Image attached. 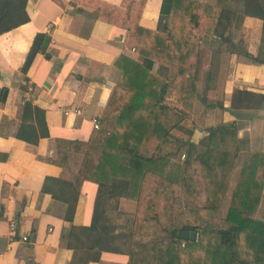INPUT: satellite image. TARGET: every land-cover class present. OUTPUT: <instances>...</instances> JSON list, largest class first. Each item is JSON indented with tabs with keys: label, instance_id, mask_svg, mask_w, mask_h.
Segmentation results:
<instances>
[{
	"label": "crops",
	"instance_id": "1",
	"mask_svg": "<svg viewBox=\"0 0 264 264\" xmlns=\"http://www.w3.org/2000/svg\"><path fill=\"white\" fill-rule=\"evenodd\" d=\"M84 1L27 0L28 22L0 35V264L77 263L78 256L67 248L68 234L73 226H89L97 185L85 180L80 183L72 221L65 222V205L41 188L45 178L74 181L81 157L69 153L62 167L48 163L46 160H56L55 140L84 143L96 131L92 120L99 125L121 78L114 67L118 57L145 66L162 79L167 77V67L139 57L129 47L126 28L99 21V12L82 5ZM92 1L116 7L122 21L126 2L138 0ZM161 1L145 0L137 20L139 28L156 30ZM192 1L197 8L188 31L198 43L193 103L168 135L198 144L215 125L233 123L237 163L220 218L225 217L246 154L256 153L261 169L258 181L262 180L253 218L264 229V62L251 60L261 45L260 8L264 0ZM39 34L48 37V43L23 74L25 56ZM176 99L173 94L164 103L179 109ZM25 101L43 111L47 127L48 137L34 145L15 139ZM68 109H77L79 114L63 115L61 111ZM136 210V200L122 196L117 198L115 209H105L117 227L114 234L123 231L125 221L131 232L135 230ZM10 222L15 225L11 239ZM24 235L25 243L19 241ZM196 238L195 234L194 241ZM127 262L124 252H101L97 262L87 264Z\"/></svg>",
	"mask_w": 264,
	"mask_h": 264
},
{
	"label": "trees",
	"instance_id": "2",
	"mask_svg": "<svg viewBox=\"0 0 264 264\" xmlns=\"http://www.w3.org/2000/svg\"><path fill=\"white\" fill-rule=\"evenodd\" d=\"M85 1L82 5L99 12V21L129 31L128 45L139 57L167 67L168 73L162 79L145 66L118 57L114 67L121 78L98 129L84 143L55 140L56 160H46L48 163L62 167L69 153L81 157L74 181L45 178L41 188L65 205V222L72 221L80 183L85 180L97 185L89 226H73L68 234L67 248L78 256L76 264L97 262L101 252H124L127 264H264V229L253 218L262 180L258 181L259 155L246 154L225 217L220 218L237 163L234 124L215 125L198 144L168 135L193 103L198 43L188 28L197 5L192 0H162L157 28L150 32L137 26L145 0L127 1L122 21L116 7ZM93 2L97 6L90 4ZM26 3L0 0V35L28 22ZM262 6L261 45L251 59L260 64L264 62V3ZM43 39L40 34L34 37L21 73L43 52ZM173 94L179 109L164 103ZM47 137L43 111L23 102L15 139L34 145ZM119 196L137 202L133 232L125 222L126 229L114 234L117 227L105 213V209L116 208ZM182 231L195 233L196 240L175 236Z\"/></svg>",
	"mask_w": 264,
	"mask_h": 264
},
{
	"label": "built area",
	"instance_id": "3",
	"mask_svg": "<svg viewBox=\"0 0 264 264\" xmlns=\"http://www.w3.org/2000/svg\"><path fill=\"white\" fill-rule=\"evenodd\" d=\"M61 112L63 115H67L68 113H73L75 115L79 114V111L77 109H71V110L68 109V110H63ZM92 128H93V130L98 129V121L95 119L92 120ZM8 230H9V237L11 239L14 236V232H15V225L12 222L9 223ZM19 241L25 243L27 241L26 235L21 236L19 238Z\"/></svg>",
	"mask_w": 264,
	"mask_h": 264
},
{
	"label": "water",
	"instance_id": "4",
	"mask_svg": "<svg viewBox=\"0 0 264 264\" xmlns=\"http://www.w3.org/2000/svg\"><path fill=\"white\" fill-rule=\"evenodd\" d=\"M48 40H49L48 37H44L42 44H41L42 49H45V46L48 43ZM175 236L180 237L183 240H189V241H194V239H195V234L192 232L191 233H188V232L178 233V232H176Z\"/></svg>",
	"mask_w": 264,
	"mask_h": 264
},
{
	"label": "rangeland",
	"instance_id": "5",
	"mask_svg": "<svg viewBox=\"0 0 264 264\" xmlns=\"http://www.w3.org/2000/svg\"><path fill=\"white\" fill-rule=\"evenodd\" d=\"M126 222V221H125ZM125 222H123V223H125Z\"/></svg>",
	"mask_w": 264,
	"mask_h": 264
}]
</instances>
